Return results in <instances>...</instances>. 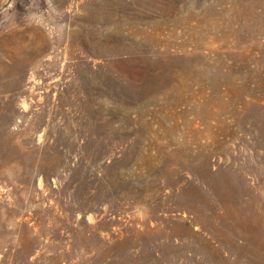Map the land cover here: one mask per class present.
I'll use <instances>...</instances> for the list:
<instances>
[{
	"label": "rangeland",
	"instance_id": "1",
	"mask_svg": "<svg viewBox=\"0 0 264 264\" xmlns=\"http://www.w3.org/2000/svg\"><path fill=\"white\" fill-rule=\"evenodd\" d=\"M0 264H264V0H0Z\"/></svg>",
	"mask_w": 264,
	"mask_h": 264
}]
</instances>
